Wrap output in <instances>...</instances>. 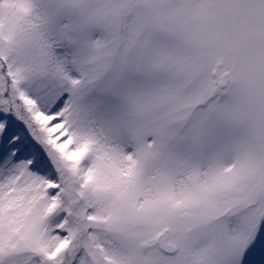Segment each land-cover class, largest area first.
Segmentation results:
<instances>
[{
    "label": "snow or ice",
    "instance_id": "snow-or-ice-1",
    "mask_svg": "<svg viewBox=\"0 0 264 264\" xmlns=\"http://www.w3.org/2000/svg\"><path fill=\"white\" fill-rule=\"evenodd\" d=\"M0 264H264V0H0Z\"/></svg>",
    "mask_w": 264,
    "mask_h": 264
}]
</instances>
